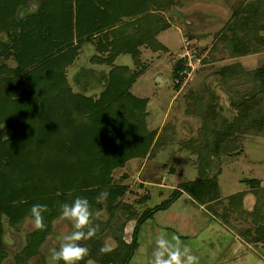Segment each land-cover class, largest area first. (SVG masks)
I'll use <instances>...</instances> for the list:
<instances>
[{
	"label": "trees",
	"instance_id": "16d2710c",
	"mask_svg": "<svg viewBox=\"0 0 264 264\" xmlns=\"http://www.w3.org/2000/svg\"><path fill=\"white\" fill-rule=\"evenodd\" d=\"M180 4V0H0V124L12 130L9 137H0V253L6 246L4 219L17 227L30 215L33 204L47 205L43 213L46 236L62 205L82 196L91 211L85 232L102 226L97 214L103 208L109 213L106 225L118 209L128 212L126 220L136 218V225L130 241L124 239L125 221L114 228L116 242L106 253L100 251L105 246L103 235L95 230L88 238L89 253L79 264L90 259L127 264L138 246L141 225L184 192L230 227L234 226L231 219L250 220L243 228H232L248 244H264V188L259 179L243 180L254 197L247 209L244 191L223 198L216 178L205 173L212 157L222 151L232 153L237 135L264 137V65L245 70L236 62L214 72L219 85L232 83L224 90L229 100L226 107L208 86L206 95L189 93L187 105L203 121L200 145L194 148L200 150L196 179L178 183L168 197L138 216L120 202L127 188L112 183V170L146 157L160 145V135L146 124L148 98L136 96L130 88L143 72L141 46L168 51L158 39L170 27L163 14ZM254 8L248 6L246 11L256 12ZM232 17L215 34L209 58H214V52L241 57L252 46L251 37L245 39L238 33L244 20L252 17L238 15L237 10ZM255 18L252 34L259 42L254 52L264 43V36L258 34L264 21ZM84 39H92L102 53L100 61L112 65L120 54H129L137 69L113 65L102 76L103 90L97 97L73 91L65 70ZM183 66L178 60L173 76ZM190 144L195 146L188 140L186 145ZM105 192L106 198L101 195ZM43 240L33 243L29 235L14 256L15 264H29Z\"/></svg>",
	"mask_w": 264,
	"mask_h": 264
},
{
	"label": "rangeland",
	"instance_id": "374dc122",
	"mask_svg": "<svg viewBox=\"0 0 264 264\" xmlns=\"http://www.w3.org/2000/svg\"><path fill=\"white\" fill-rule=\"evenodd\" d=\"M180 1L181 4L176 8L180 16L169 15L168 12L163 14L164 18H168L166 21L170 27L162 31L158 39L167 46L168 51H154L148 46H141L139 49L144 64L143 72L130 88V92L136 96L148 98L146 124L150 130H156L160 135V145L153 148L146 157L131 159L111 172L113 185H124L127 188L120 202L137 216L168 197L178 183L196 179L199 175L200 150L194 148L196 143L200 145L199 134L203 121L193 113L191 106L187 105V101H190L189 93L200 92L206 95L204 88L208 86L217 93L219 103L226 107L229 100L224 90L230 89L232 83L225 81L223 86L219 85L214 72L224 65L236 62L245 70L264 65V43L259 44L258 51L254 52L253 46L259 39L256 40L252 34L254 18L256 17L257 22L264 21V0ZM252 5L256 12L248 13L246 8ZM235 10L238 15L252 17V23L244 20V26L238 30L245 39L251 37L252 46L247 54L241 57L229 58L227 52L224 55L214 52V58H209L215 34L227 21L232 20ZM258 34L264 36V29ZM186 38L191 41V51L195 55L194 68L189 70L190 75L185 74L176 81L179 72L185 68L183 66L173 76L176 62L181 60L183 65L186 63L184 59L178 58V53L183 52V41ZM101 54L92 39H84L79 43L73 62L65 70L67 83L73 91L97 97L103 90L102 76L106 75L113 65L137 69L129 54H120L112 65L100 61ZM11 134L12 130L7 125L0 124V137L7 138ZM188 140L195 143V146L186 145ZM231 149L232 153L222 151L218 156L212 157L210 163L205 166V173L208 177L216 178V185L223 198L244 191L243 207L249 209L254 197L243 180L258 178L264 188V137L237 135L236 146ZM220 207L222 206L217 209ZM166 211L170 218L167 220L163 219ZM115 213V217L106 225L109 213L104 208L100 210L97 217L102 226L93 228L100 231L104 245L110 248H113L116 242L114 228L121 226L125 221L124 233L126 232L127 236H124L130 241L133 227L136 225V218L126 220L127 211L118 209ZM242 219H231L234 225L232 227L243 228L249 224L250 220ZM50 224V229L44 236L43 229L34 228L31 215H27L17 227H13L4 219L6 246L0 253V264H15L14 256L26 245L29 235L33 243L44 239L39 253L29 259V264H49L51 249L58 248L62 236L75 230L72 222L61 213ZM189 227L195 230L191 231ZM232 227L201 209V206L191 201L184 192L171 206L155 212L141 225V230L138 231L140 244L127 264H149L148 242L154 237L169 240L181 249L186 248L187 254L194 257L193 264H253L264 257V245L250 244L249 248L241 241L238 242L235 239L237 231ZM79 243L86 247L90 245V239H82ZM113 253L115 254L114 250ZM84 264L101 263L90 259Z\"/></svg>",
	"mask_w": 264,
	"mask_h": 264
},
{
	"label": "clouds",
	"instance_id": "9594fccd",
	"mask_svg": "<svg viewBox=\"0 0 264 264\" xmlns=\"http://www.w3.org/2000/svg\"><path fill=\"white\" fill-rule=\"evenodd\" d=\"M107 197V193H102ZM47 205L33 204L30 208V215L34 228L42 230L45 228L43 213ZM61 215L72 222L74 231L63 235L58 248L51 249L49 264H79L89 253V249L79 243L82 239H88L95 233V229L85 227L90 224L91 211L89 201L86 197L77 196L70 203L62 205ZM101 252H109L108 246L101 247ZM194 257L187 254V249H181L178 245L172 244L169 240L161 238L158 241V248L153 253L150 264H193Z\"/></svg>",
	"mask_w": 264,
	"mask_h": 264
},
{
	"label": "crops",
	"instance_id": "0c3cea01",
	"mask_svg": "<svg viewBox=\"0 0 264 264\" xmlns=\"http://www.w3.org/2000/svg\"><path fill=\"white\" fill-rule=\"evenodd\" d=\"M191 201H192V199H191ZM175 205V204H174ZM174 207V206H173ZM201 209H204V207L203 206H201ZM204 211H205V209H204ZM166 216L163 218V219H165V220H167L169 217H168V212L166 211ZM170 219V218H169ZM188 227V226H187ZM183 229H186L185 227H183ZM189 230H191V231H194L195 229L194 228H192V227H189L188 228ZM141 230V229H140ZM184 232V231H183ZM185 233H187V231L185 232ZM184 233V234H185ZM126 234V232L124 233V235ZM139 234H140V232H139ZM126 236H127V234H126ZM126 236H124V239L126 240V241H128V237H126ZM235 239L238 241V242H240L241 241V243H243V244H245L247 247H249V248H251V246H250V244H248L247 242H245V241H243L236 233H235ZM158 241H159V239L157 238V237H154V239L151 241V242H148V254H149V256H150V260H149V264H150V261H151V259H152V256H153V253L155 252V250L158 248ZM139 244H140V242H139V238H138V246H139ZM233 244H236V246H239L237 243H233ZM261 245H264V244H261ZM137 246V247H138ZM235 246V247H236ZM137 249V248H136ZM246 258V257H245ZM248 262V261H247ZM249 263V262H248ZM250 264V263H249ZM253 264H264V257H262L261 259H258L257 260V262L255 263H253Z\"/></svg>",
	"mask_w": 264,
	"mask_h": 264
},
{
	"label": "built area",
	"instance_id": "2783aa9c",
	"mask_svg": "<svg viewBox=\"0 0 264 264\" xmlns=\"http://www.w3.org/2000/svg\"><path fill=\"white\" fill-rule=\"evenodd\" d=\"M194 56L195 55L191 51V41L188 40L187 38L184 39V41H183V52L178 53V58L184 59L186 61V63H184L185 68L181 72H179V78L176 81H178L180 78H182V76H184L185 74L190 75L191 71H189V70H192L194 68V66H193Z\"/></svg>",
	"mask_w": 264,
	"mask_h": 264
},
{
	"label": "water",
	"instance_id": "95a60500",
	"mask_svg": "<svg viewBox=\"0 0 264 264\" xmlns=\"http://www.w3.org/2000/svg\"><path fill=\"white\" fill-rule=\"evenodd\" d=\"M169 15L180 16V13L174 9V10H172V12Z\"/></svg>",
	"mask_w": 264,
	"mask_h": 264
}]
</instances>
